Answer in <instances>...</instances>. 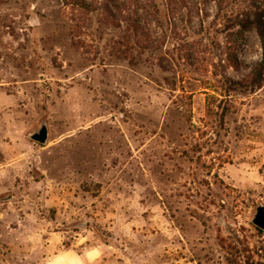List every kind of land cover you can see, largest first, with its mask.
<instances>
[{"label": "rangeland", "instance_id": "1", "mask_svg": "<svg viewBox=\"0 0 264 264\" xmlns=\"http://www.w3.org/2000/svg\"><path fill=\"white\" fill-rule=\"evenodd\" d=\"M74 1L0 0V264H264V0H152L169 69Z\"/></svg>", "mask_w": 264, "mask_h": 264}, {"label": "trees", "instance_id": "2", "mask_svg": "<svg viewBox=\"0 0 264 264\" xmlns=\"http://www.w3.org/2000/svg\"><path fill=\"white\" fill-rule=\"evenodd\" d=\"M77 1H74L73 5L77 4L78 7L84 8L85 11H92L91 3H87L85 0H77ZM182 2L185 3L184 0H182ZM198 2L196 1V3L193 4V7L191 8L192 10H194L195 8L197 10L199 9ZM152 6L156 8L155 12H158L157 5L154 4L152 0H148L144 3H142V0H106L105 2H103L102 9L105 11L107 19L109 20L111 19L115 21L114 23L115 26H117L118 28L125 29L124 41L126 42L125 45H127L129 49L137 48L140 49L141 52H145L147 51V49H151V50L155 49V51L159 55L158 63L160 67L163 69H169L171 67V64L174 62L173 57L168 56V53L164 51L162 48H160L159 45H154L155 40L149 37L148 32H144L145 31L144 25L141 24L142 21L140 19V13H139L141 9L147 11V13H145V19L147 20L149 25L153 22H161L160 20H158V17H156L157 16L156 13L152 14L149 12L150 11L149 9H151ZM238 13L241 14V11ZM117 14L123 15V18L125 19H121L117 17ZM243 14L245 15V17L237 21V23L234 22L232 23L233 27H235L236 25L239 26L235 34L238 37H243L246 31L250 30L251 26L254 24L262 39L263 51H264V11H261L260 9H255V12L253 13L252 17L250 16L249 12L245 10L243 11ZM132 15H135L137 17H134L133 19ZM132 20H137L138 22ZM121 21L125 24L127 23V25L122 26ZM145 29L147 28L145 27ZM185 54L187 58L193 56V53L191 52ZM263 73H264V52H263L262 61L259 62L258 66L254 71V75H255L254 80L257 84H263L264 82Z\"/></svg>", "mask_w": 264, "mask_h": 264}, {"label": "water", "instance_id": "3", "mask_svg": "<svg viewBox=\"0 0 264 264\" xmlns=\"http://www.w3.org/2000/svg\"><path fill=\"white\" fill-rule=\"evenodd\" d=\"M48 129L47 127L44 125L41 128H39L38 130H36L32 137L33 139H35L36 141H39L41 143H45L48 139ZM253 222L260 227L261 229H264V206H259L257 209V212L255 213V216L253 218Z\"/></svg>", "mask_w": 264, "mask_h": 264}]
</instances>
